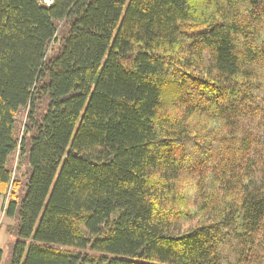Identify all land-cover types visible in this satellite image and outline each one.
<instances>
[{
  "label": "trees",
  "instance_id": "16d2710c",
  "mask_svg": "<svg viewBox=\"0 0 264 264\" xmlns=\"http://www.w3.org/2000/svg\"><path fill=\"white\" fill-rule=\"evenodd\" d=\"M49 1L0 0L8 264H264V0Z\"/></svg>",
  "mask_w": 264,
  "mask_h": 264
},
{
  "label": "rangeland",
  "instance_id": "374dc122",
  "mask_svg": "<svg viewBox=\"0 0 264 264\" xmlns=\"http://www.w3.org/2000/svg\"><path fill=\"white\" fill-rule=\"evenodd\" d=\"M47 2H50L47 0ZM25 113L21 112L17 117L16 127H17V137L19 138L22 134L23 123H24ZM8 166L11 171L12 179L22 180L24 174V167H19L18 165V152H15L8 161ZM8 193L5 197L0 198V250L3 253L2 261L0 264H8L10 259V247L7 246L8 242V234L7 227L12 224V221L7 219L4 215V209L8 201L9 197Z\"/></svg>",
  "mask_w": 264,
  "mask_h": 264
}]
</instances>
